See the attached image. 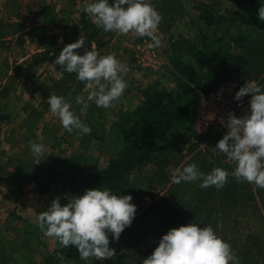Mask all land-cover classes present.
<instances>
[{"label":"rangeland","instance_id":"374dc122","mask_svg":"<svg viewBox=\"0 0 264 264\" xmlns=\"http://www.w3.org/2000/svg\"><path fill=\"white\" fill-rule=\"evenodd\" d=\"M238 1L244 3L237 5ZM94 2L0 0V203L3 195L24 193L27 186L39 194L41 187L48 186L52 201L59 197L61 206L91 190V174L106 166L122 146L124 112L131 111L148 85L156 83L167 90H177L186 79L181 68L195 65L191 51L204 47L216 51L218 45L213 41L219 37L223 38L222 51H229L235 58L223 67L220 82L232 79L243 86L252 80L264 89V21L243 32L247 42H228V36L236 31L233 16L246 13L251 8L249 0H148L163 16L157 32L161 47H149L151 39L135 33L125 36L104 32L83 10ZM196 2L215 5V13L221 18L216 27L222 26L220 21L225 23L218 36L213 35L214 28L199 20L193 9ZM82 15L94 29L82 30ZM81 33L87 40L83 48L76 50L78 54L86 50H96L101 56L115 53L130 68L123 77L129 87L111 108H100L88 101L93 89H86L75 73L64 72L61 77L62 68L55 64L62 48L76 42ZM135 73H142V77L136 79ZM52 94L65 98L71 94V110L91 128L89 134L81 135L78 130L69 133L62 127L46 102ZM77 96L89 105L86 110L82 111L83 103L76 102ZM218 141L199 138L191 132L177 141H162L156 163L130 175L129 187L122 196L133 197L137 212L118 242L109 234V246L115 249L116 256L65 264H142L163 235L189 223L202 228L211 226L231 245L238 264H264V189L246 181L237 182L232 175L235 162L212 150ZM30 142L46 145L43 157L33 156ZM37 159L44 160L35 164ZM192 163L204 174L216 167L224 168L230 173L227 184L218 190L215 186L201 188V180L173 183V172ZM225 192L226 198L221 200ZM47 201L51 206L52 201ZM40 212L41 207L32 210L33 218L24 224L32 227L30 232L18 226L22 221L15 212L10 216L13 214L8 210L5 216L0 209V241L12 246V253L0 264H45L49 251L59 247L56 238L45 237L38 227ZM4 219L5 224L1 222ZM18 239L22 245L16 248L13 244Z\"/></svg>","mask_w":264,"mask_h":264},{"label":"clouds","instance_id":"9594fccd","mask_svg":"<svg viewBox=\"0 0 264 264\" xmlns=\"http://www.w3.org/2000/svg\"><path fill=\"white\" fill-rule=\"evenodd\" d=\"M83 10L104 32L125 36L135 33L138 37L150 38L153 43L149 47L162 46L157 32L163 16L148 0H114L111 4L109 0H96L86 4ZM258 19L264 21V5L258 10ZM86 40L81 33L76 42L64 46L55 64L62 68L61 77L64 72L75 73L86 89H93L88 101H94L100 108H111L129 87L123 77L130 68L117 59L115 53L101 56L96 50H86L83 55L78 54L76 50L83 48ZM134 75L136 79L142 77V73ZM249 94L250 114L237 118L234 113H229L227 134L212 150L235 162L232 175L237 182L246 181L264 189V89L255 81L247 80L236 92L235 100L242 103L243 97ZM70 99L71 94L68 98L52 94L46 102L69 133L78 130L81 135L89 134L91 128L71 110ZM76 102L83 103L82 111L89 106L82 96H77ZM201 147L206 145L201 144ZM30 149L33 156L43 157L46 145L30 142ZM42 160L37 159L35 164ZM229 175L221 167L204 174L192 163L182 171L173 172L171 180L176 184L201 180V188L215 186L219 190L225 187ZM132 200L131 195L120 196L108 189L85 190L82 196L71 198L64 206L57 197L46 211L37 215V224L45 237L56 238L63 248L76 246L81 260H109L116 256L115 249L109 246V234L118 242L122 232L135 219L137 207ZM58 258L61 262L65 260L63 254ZM142 264H238V258L231 245L211 226L202 228L189 223L163 235L154 252L143 259Z\"/></svg>","mask_w":264,"mask_h":264},{"label":"trees","instance_id":"16d2710c","mask_svg":"<svg viewBox=\"0 0 264 264\" xmlns=\"http://www.w3.org/2000/svg\"><path fill=\"white\" fill-rule=\"evenodd\" d=\"M249 1L251 8L246 13L234 14L233 27L236 31L234 35L228 36V42H247L243 32L253 30L260 24L258 10L264 5V0ZM243 3L236 2L237 5ZM215 8L214 4L203 2H196L193 7L198 13L199 20L207 27L214 28L213 35L218 36L225 23L220 21L222 26L216 27V22L221 18L216 15ZM80 24L84 31L95 28L85 15H82ZM222 41V37L213 41L218 45V49L213 52L209 51L208 47H204V50L191 51L195 65L181 68L180 73L186 79L177 90L170 91L153 83L141 92V100L136 108L124 112L121 116L124 134L120 150L106 166L91 174L89 181L91 189H108L113 194L122 196L129 187L132 172L144 170L156 163L161 153L162 141L167 139L177 141L191 132L190 124L197 111L199 93L211 91L222 79L223 67L235 59L229 51H222ZM39 192L46 194L49 192L48 186L41 187ZM226 193L221 196V200H225ZM61 254L65 257L63 262L58 258ZM79 260L76 246L65 249L59 243V247L48 254L44 262L65 264Z\"/></svg>","mask_w":264,"mask_h":264},{"label":"built area","instance_id":"2783aa9c","mask_svg":"<svg viewBox=\"0 0 264 264\" xmlns=\"http://www.w3.org/2000/svg\"><path fill=\"white\" fill-rule=\"evenodd\" d=\"M241 87L239 82L227 79L211 91L199 93L197 111L190 124L191 134L220 140L227 134L229 113H234L237 118L250 114V94L243 97L242 103L235 100V94Z\"/></svg>","mask_w":264,"mask_h":264},{"label":"crops","instance_id":"0c3cea01","mask_svg":"<svg viewBox=\"0 0 264 264\" xmlns=\"http://www.w3.org/2000/svg\"><path fill=\"white\" fill-rule=\"evenodd\" d=\"M140 89L143 90L144 87L142 86ZM140 100H141V97L139 95L137 100H135V103L133 107L131 108V110L136 108ZM24 189H25L24 193L13 194L10 192L8 194L3 195L4 198L1 199V203H0L1 205L0 209L2 208L3 213H5V216L8 213V210L13 214L10 216H14V212L15 214H17V216L19 217L18 220H21L22 222H19L18 220H16V222H19L18 226L22 228L26 226V225L24 226L25 223L29 222V220L33 218L34 213L32 214V210L38 209L41 207L43 211H46L50 207V205H48L47 203L48 202L47 200L52 201L51 199L52 191H49L46 194H39L34 187L27 186V188H24ZM40 202H43V203L39 204ZM10 205L13 207H10ZM1 222L5 224V219ZM2 227H4V225ZM25 228L29 229L28 231L33 232V229L31 226L30 227L28 226ZM20 240L21 239H18L16 242H14L13 245H15L16 248L19 244H21ZM11 248L12 246L9 243H5V241L4 242L0 241V262L2 261L4 262L8 254L12 253ZM50 253H52V250L49 251V254Z\"/></svg>","mask_w":264,"mask_h":264}]
</instances>
